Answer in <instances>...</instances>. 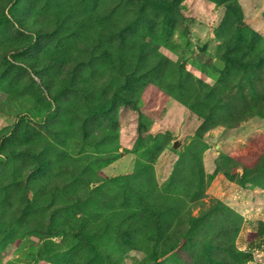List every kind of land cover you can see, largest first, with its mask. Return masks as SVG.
Returning <instances> with one entry per match:
<instances>
[{"label": "rangeland", "instance_id": "1", "mask_svg": "<svg viewBox=\"0 0 264 264\" xmlns=\"http://www.w3.org/2000/svg\"><path fill=\"white\" fill-rule=\"evenodd\" d=\"M0 264H264V0H0Z\"/></svg>", "mask_w": 264, "mask_h": 264}, {"label": "water", "instance_id": "2", "mask_svg": "<svg viewBox=\"0 0 264 264\" xmlns=\"http://www.w3.org/2000/svg\"><path fill=\"white\" fill-rule=\"evenodd\" d=\"M181 144V141H179V140H175L174 142H173V148H177L179 145Z\"/></svg>", "mask_w": 264, "mask_h": 264}]
</instances>
